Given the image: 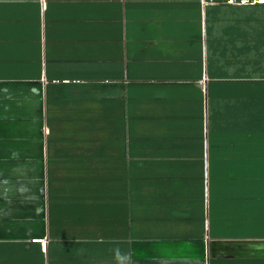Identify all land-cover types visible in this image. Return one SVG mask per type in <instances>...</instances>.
<instances>
[{
	"label": "crops",
	"instance_id": "0c3cea01",
	"mask_svg": "<svg viewBox=\"0 0 264 264\" xmlns=\"http://www.w3.org/2000/svg\"><path fill=\"white\" fill-rule=\"evenodd\" d=\"M264 264V0H0V264Z\"/></svg>",
	"mask_w": 264,
	"mask_h": 264
},
{
	"label": "clouds",
	"instance_id": "9594fccd",
	"mask_svg": "<svg viewBox=\"0 0 264 264\" xmlns=\"http://www.w3.org/2000/svg\"><path fill=\"white\" fill-rule=\"evenodd\" d=\"M120 260H121V264H127V262L129 261V257L128 256H121Z\"/></svg>",
	"mask_w": 264,
	"mask_h": 264
}]
</instances>
